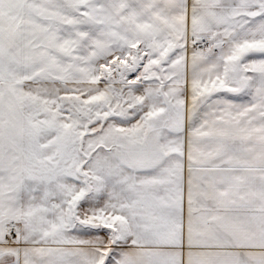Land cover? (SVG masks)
<instances>
[{"label": "crops", "instance_id": "1", "mask_svg": "<svg viewBox=\"0 0 264 264\" xmlns=\"http://www.w3.org/2000/svg\"><path fill=\"white\" fill-rule=\"evenodd\" d=\"M87 2L149 21L142 85L110 121L131 155L93 200L113 217L2 264H264V0Z\"/></svg>", "mask_w": 264, "mask_h": 264}, {"label": "rangeland", "instance_id": "2", "mask_svg": "<svg viewBox=\"0 0 264 264\" xmlns=\"http://www.w3.org/2000/svg\"><path fill=\"white\" fill-rule=\"evenodd\" d=\"M102 6L0 0V264L56 244L71 224L113 217L106 197L103 212L93 200L107 194L115 158L131 155L110 121L126 117L121 92L142 85L135 38L149 21Z\"/></svg>", "mask_w": 264, "mask_h": 264}, {"label": "built area", "instance_id": "3", "mask_svg": "<svg viewBox=\"0 0 264 264\" xmlns=\"http://www.w3.org/2000/svg\"><path fill=\"white\" fill-rule=\"evenodd\" d=\"M107 71H109V70H107ZM11 231L14 232V227H12V230Z\"/></svg>", "mask_w": 264, "mask_h": 264}]
</instances>
